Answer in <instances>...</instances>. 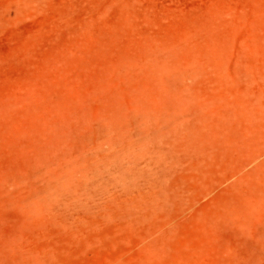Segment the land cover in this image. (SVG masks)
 Listing matches in <instances>:
<instances>
[{
  "label": "rangeland",
  "instance_id": "rangeland-1",
  "mask_svg": "<svg viewBox=\"0 0 264 264\" xmlns=\"http://www.w3.org/2000/svg\"><path fill=\"white\" fill-rule=\"evenodd\" d=\"M157 129L140 217L59 192ZM0 264H264V0H0Z\"/></svg>",
  "mask_w": 264,
  "mask_h": 264
},
{
  "label": "bare ground",
  "instance_id": "bare-ground-1",
  "mask_svg": "<svg viewBox=\"0 0 264 264\" xmlns=\"http://www.w3.org/2000/svg\"><path fill=\"white\" fill-rule=\"evenodd\" d=\"M165 127L163 126V128H165ZM156 128H155V130H156ZM160 128H162V127H160ZM169 129H171V128H169ZM162 130L163 129L158 130V131H161L160 132L161 134L160 133L157 134V131H156V133L153 132L154 130L152 131V135H153V133H155V135L153 137H155L156 134L159 135V136H156L155 137L156 140L154 139V143L153 144L155 146L150 144L151 146H154L155 149L154 150H153V148L151 149L152 152H153V155L152 156H151V154H150V156H148L149 155V152H148V155H146V157L148 156L149 158L147 157L148 159H146V161H144V157L145 156L142 159V157L139 154H141L140 153V150H141L142 146L144 144H145L144 146H147L148 139H147V142H143L141 140V142L144 143V144H140L141 142H140V139H139V141L133 142V143H135V145H136V143L139 142V146H141V147H138L139 150H137V146L138 145L136 146V149H133V150L131 149L130 150V148H129L128 149L129 151H127V152H125L126 150L125 151L123 150L124 152L120 150L121 152L124 153V155L121 154V156H122V157L120 156L121 158L119 157L120 151H118L119 152V154H117V157H119L118 159H123V158L126 157L127 166H125L126 169H124V167L122 166L121 169L123 168L122 170H124V171L123 172H120L119 171V173H118L117 176H113V177L110 176V177L113 178L112 180H110L111 179L110 177L109 178H106V179L104 177V179H102L100 181L99 180H95V179L92 180L93 179L92 178L93 177V175H92L93 173H95V174H98L99 172L102 173V171H98L96 173V170H95V172H93L94 169H97L98 168V167H96V168L93 169V166L95 165L93 163L94 165L92 164V166L89 165L88 167H86V165H85L84 166V169L81 168L82 171H83L81 174H84V176H83V177H85L84 179H91L92 180V181L90 180L91 182L89 181L91 183V185H90L91 188L90 187H88V188L87 187L81 188V187H79V184L78 183L72 184V182H71V185L69 183L67 185L66 184L61 185V188H60L59 192L62 193L63 195H66L67 196V197L66 196L65 197L68 198L67 199L68 202L72 203L75 206H79V207H83L84 209H87L86 212H95L100 217H107V216L112 217L114 215V214H112V212L114 210H116L118 212L119 211L122 212V209H124L126 207L129 208V210H130L131 213L134 212L133 213L134 216L140 217L141 214L145 210V209H142L141 208L142 204H146V205H152V204H154V201L156 199H158L159 196L163 193V189H164V185L163 184H164V181H165V178H166L165 175H167L168 171L171 169V167L174 164L172 160L175 159V158H174V156H171L170 155L171 154V150H172L173 147L172 148L170 147L171 150L169 149V147H167L170 150V152H169V150H167V151H168V153H169V155L171 157L170 156H166L168 153H167V151H165L163 149V148L166 147L164 145H167V144L170 145L169 144L170 142L167 143V141H165L164 145L162 144L164 147L161 146L162 149H160L161 147L159 145H161V142L162 143L164 142V140L162 141V138H165L166 137L165 135L168 134L167 131L164 130L165 131L164 132ZM170 132L174 133L173 131H170ZM174 136L176 137V135H174ZM150 138H151L150 140L153 141L152 136ZM167 138H169V137H167ZM112 143H113V141H112ZM115 145H118V144H115ZM115 145H113V146H115ZM130 145L133 146V144L129 142V144H127V146L128 147H131ZM135 145L133 147H131V148H134ZM125 148L123 147L121 149H125ZM108 150H109V148H108ZM111 150H112V148H111ZM160 150L165 151L167 154H165V152H162ZM146 151H149V149L146 150ZM128 152H129V154H128ZM108 153L109 152H107V154ZM144 154H145V152H144ZM112 156H114V155H112ZM117 157L114 156V158H116V160H117ZM108 158H110V155H109ZM108 158H107V160H108ZM139 158H141L144 162L140 163L142 160L139 159ZM111 159H113V157L110 158L109 162L111 161ZM175 161L176 160H174V162ZM99 162H100V159H99ZM120 162H121V164L123 163L122 160H120ZM70 163H71V161H70ZM88 164H90V163H87V165ZM121 164H119V165H121ZM81 167H83V166H81ZM67 168H68V173L71 172L69 170H71L72 166L70 168V166L67 165L66 166V170H67ZM108 169H106L107 172H110L111 173V171H108ZM118 169H120V168H118ZM90 172H92V174ZM145 172L148 173V177L145 176ZM110 173H108V174H110ZM105 174L107 175L106 171H105ZM105 174H101V175H105ZM67 181L68 180H66V182ZM113 183H116L118 185H121V187H122L121 188V192L124 194V196H123L124 199L123 200H120V201L123 202V203H125V207L124 208H123L122 204L120 205V203L117 201V195L114 194V192H113L114 190H112V188H111V185L113 186ZM141 183H142V185H141ZM147 209H148V207H147ZM125 213H123V215Z\"/></svg>",
  "mask_w": 264,
  "mask_h": 264
}]
</instances>
